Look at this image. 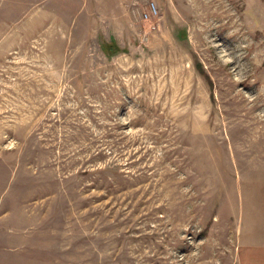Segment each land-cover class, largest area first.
<instances>
[{
    "label": "rangeland",
    "instance_id": "obj_1",
    "mask_svg": "<svg viewBox=\"0 0 264 264\" xmlns=\"http://www.w3.org/2000/svg\"><path fill=\"white\" fill-rule=\"evenodd\" d=\"M0 264H264V0H0Z\"/></svg>",
    "mask_w": 264,
    "mask_h": 264
}]
</instances>
